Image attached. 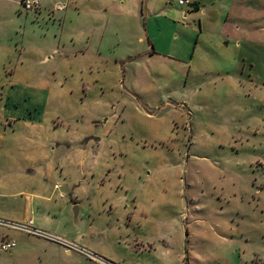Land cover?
Wrapping results in <instances>:
<instances>
[{
    "label": "rangeland",
    "instance_id": "obj_1",
    "mask_svg": "<svg viewBox=\"0 0 264 264\" xmlns=\"http://www.w3.org/2000/svg\"><path fill=\"white\" fill-rule=\"evenodd\" d=\"M22 1L0 0V41L10 43L13 65L26 51L21 61L36 68L38 49L48 47L50 53L68 33L60 14L70 1L55 0L47 9L50 14L43 12V1L37 12L29 13ZM175 75L177 81L172 80ZM109 76L102 91L83 75L51 80L66 91L50 85L48 118L72 125L80 120H72L75 116L93 111L107 123L100 155L96 157V144L86 145L82 148L91 154L81 155L84 167L50 180L52 187L58 183L86 189L69 197L68 205L60 199L52 206H39L33 214L36 225L0 220L12 224L7 227L15 233H21L18 226L25 224L33 232L54 234L60 238L54 240L65 246L63 240L73 243L84 236L94 250L128 264H264V95L255 92L264 79L252 80L246 98L231 99L228 88L221 100L199 97L198 107L192 104L190 123L189 115L172 109L163 112L160 121L142 112L163 110L167 104L178 107L185 81L177 72L170 79L146 82L148 89L140 91L120 89L116 87L120 76L115 72ZM37 81L21 75L25 85L36 86ZM37 93L35 100L41 101L42 93ZM174 120L177 129L169 130L168 121ZM165 134L169 136L163 139ZM123 187L132 190L128 202L123 201ZM128 235L152 249L140 256L119 249L116 242ZM22 247L29 251L4 264H31L32 247ZM77 248L69 252L67 247V253L87 254ZM91 259L95 264H115L99 255Z\"/></svg>",
    "mask_w": 264,
    "mask_h": 264
},
{
    "label": "crops",
    "instance_id": "obj_2",
    "mask_svg": "<svg viewBox=\"0 0 264 264\" xmlns=\"http://www.w3.org/2000/svg\"><path fill=\"white\" fill-rule=\"evenodd\" d=\"M42 1L46 10L43 12L50 14L47 9L55 5V0ZM69 1V8L60 14L68 33L62 34L57 46H51L54 49L50 53L48 47L38 49L36 68L28 67V60L21 61L26 51L20 55L18 64L13 65L10 43L0 41L2 220L33 226L36 225L33 214L39 206H52L60 199L68 205L69 197L78 196L86 187H61L58 183L52 187L50 180L84 167L81 155L88 156L91 152L82 147L96 144V157L100 155L107 123L99 120L93 111L75 116L72 120H80L72 125L48 118L51 117L48 98L50 92L53 94L50 85L53 90L56 87L66 91L51 80L58 82L64 77L75 79L83 75L94 80L102 91L109 74L115 72L120 76L116 87L140 91L148 89L146 82L170 79L177 72L178 79L185 81V94L176 101L178 107L167 104L163 110L142 112L148 119L160 121L163 112L172 109L186 118L189 115L188 121L192 123L191 107L192 104L198 107L199 97L221 100L225 95L223 89L228 88L226 95L231 99L238 98L236 95L246 98L252 80L264 79V0H194L192 5L184 7L171 5L168 0ZM21 75L39 82L36 86H26L20 82ZM137 77L145 84L141 86ZM172 80L177 81V76ZM38 91L42 93L41 101L35 100ZM255 92L264 95V86H256ZM173 126L176 130V121H168L169 130ZM122 191L123 201L128 202L132 190L123 187ZM15 231L0 225V264L29 251L22 245L32 247L30 252L35 256L31 264L77 260L80 264H95L91 259L94 255L115 264H128L94 250L84 236L68 243L87 254H69L67 246L54 240L58 238L54 234L44 232L39 236ZM9 240L15 242V247L2 249V243ZM116 244L119 249L134 251L138 256L152 249L151 244L130 235L120 237Z\"/></svg>",
    "mask_w": 264,
    "mask_h": 264
},
{
    "label": "built area",
    "instance_id": "obj_3",
    "mask_svg": "<svg viewBox=\"0 0 264 264\" xmlns=\"http://www.w3.org/2000/svg\"><path fill=\"white\" fill-rule=\"evenodd\" d=\"M168 2L171 5H175V6H178V7H184V6H187V5H192L194 3V0H168ZM41 5H42V0H23L22 1V8H23L24 11H26L28 13L29 12H37L41 8ZM57 8L59 10L65 9L64 6H62V7L58 6ZM0 223H2L4 226H7L8 224L12 225L9 222H5V221H1V220H0ZM18 227L22 231H26V232H29V233H32V234L35 233V234H38V235H43L41 233L33 232L31 230V228L29 227V225L20 224ZM62 242L66 244V246L68 247V251L69 252H73V251L79 250L76 246L72 245L71 243L64 242V241H62ZM14 247H15V243L14 242H5L1 246V248L4 249V250H9V249H12Z\"/></svg>",
    "mask_w": 264,
    "mask_h": 264
}]
</instances>
